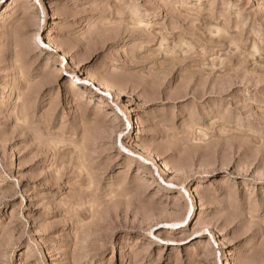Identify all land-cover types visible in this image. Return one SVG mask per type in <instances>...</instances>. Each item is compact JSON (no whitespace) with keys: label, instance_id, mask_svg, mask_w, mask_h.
Wrapping results in <instances>:
<instances>
[{"label":"rangeland","instance_id":"obj_1","mask_svg":"<svg viewBox=\"0 0 264 264\" xmlns=\"http://www.w3.org/2000/svg\"><path fill=\"white\" fill-rule=\"evenodd\" d=\"M0 264H264V0H3Z\"/></svg>","mask_w":264,"mask_h":264},{"label":"bare ground","instance_id":"obj_2","mask_svg":"<svg viewBox=\"0 0 264 264\" xmlns=\"http://www.w3.org/2000/svg\"><path fill=\"white\" fill-rule=\"evenodd\" d=\"M71 80H72V82H73V81H77L78 78H73V79H71ZM101 84H103L104 87L107 88V90L112 89V85H110V83H109L108 81H102ZM127 128L132 129V128H133L132 124L130 123L129 125H127ZM150 156H151V153H150ZM154 157H155V156H154ZM162 164L164 165L165 169H166V168L169 169V166H168L166 163L163 162ZM191 191H192V190H191ZM192 216H193V208L190 209V210H188V212L186 213V216H185L184 221H183L182 223H180V224H181V225L183 224V226H185L187 223L190 222ZM173 226H175V225H173Z\"/></svg>","mask_w":264,"mask_h":264},{"label":"snow or ice","instance_id":"obj_3","mask_svg":"<svg viewBox=\"0 0 264 264\" xmlns=\"http://www.w3.org/2000/svg\"><path fill=\"white\" fill-rule=\"evenodd\" d=\"M0 3H3V0H0Z\"/></svg>","mask_w":264,"mask_h":264}]
</instances>
